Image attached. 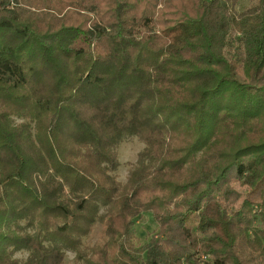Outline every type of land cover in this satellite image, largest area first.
Instances as JSON below:
<instances>
[{
    "label": "trees",
    "instance_id": "trees-1",
    "mask_svg": "<svg viewBox=\"0 0 264 264\" xmlns=\"http://www.w3.org/2000/svg\"><path fill=\"white\" fill-rule=\"evenodd\" d=\"M241 2L0 0V264H243L240 239L264 264V0Z\"/></svg>",
    "mask_w": 264,
    "mask_h": 264
},
{
    "label": "rangeland",
    "instance_id": "rangeland-1",
    "mask_svg": "<svg viewBox=\"0 0 264 264\" xmlns=\"http://www.w3.org/2000/svg\"><path fill=\"white\" fill-rule=\"evenodd\" d=\"M255 0H242V6H248L253 3ZM232 72L235 78L238 81H243L244 77L242 75L241 67L237 64L232 65ZM143 148V144L137 141L125 142L122 143L118 148V155L120 161V167L118 170V180L121 182H125L127 173L130 168L134 165L137 157V153L141 151ZM233 186L239 190L242 194V198H250L253 201H259V192L262 188V185H259L256 189L250 190L247 188H242L239 186L237 182L233 183ZM135 235L133 238V243L136 246H141L146 243L156 232V225L153 222L150 215H145L142 219H138L135 224ZM104 236V227L96 223L90 234L83 239V244L86 247H91L95 242L101 240ZM234 251L238 258L241 260L243 264H260V259L252 254L245 246V242L243 239H240L235 244ZM66 256L69 260L68 264H75L72 262L74 254L71 252H67ZM16 258L25 259L26 255L24 253H17L15 255ZM82 264V263H78Z\"/></svg>",
    "mask_w": 264,
    "mask_h": 264
}]
</instances>
